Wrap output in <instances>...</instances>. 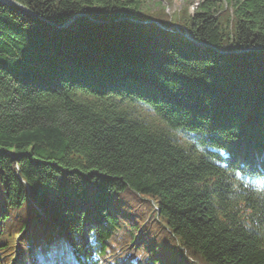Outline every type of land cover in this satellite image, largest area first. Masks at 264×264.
Instances as JSON below:
<instances>
[{
    "label": "trees",
    "instance_id": "16d2710c",
    "mask_svg": "<svg viewBox=\"0 0 264 264\" xmlns=\"http://www.w3.org/2000/svg\"><path fill=\"white\" fill-rule=\"evenodd\" d=\"M13 1L0 264H264V0Z\"/></svg>",
    "mask_w": 264,
    "mask_h": 264
},
{
    "label": "rangeland",
    "instance_id": "374dc122",
    "mask_svg": "<svg viewBox=\"0 0 264 264\" xmlns=\"http://www.w3.org/2000/svg\"><path fill=\"white\" fill-rule=\"evenodd\" d=\"M197 1L198 0H145V5H146L145 10L147 9L149 10L144 12L145 13L144 16L154 14L157 11L161 10V8H163L164 14L168 17L167 19L171 20L170 17L173 15V13L179 12L184 7H187L189 12H192L193 9L195 8V5L197 4ZM157 3H160V5L158 6ZM145 21H151V20H145ZM166 29H172V30L175 29V31L177 30L176 31L177 33H180L178 31H181L183 33V36L185 37L188 35V32L185 29H183L180 25L169 24L168 28ZM172 30H168V31H172Z\"/></svg>",
    "mask_w": 264,
    "mask_h": 264
},
{
    "label": "water",
    "instance_id": "95a60500",
    "mask_svg": "<svg viewBox=\"0 0 264 264\" xmlns=\"http://www.w3.org/2000/svg\"><path fill=\"white\" fill-rule=\"evenodd\" d=\"M1 1H3V2H5L6 4H9V5H15V6H17L18 8H20L22 11L27 12V13H29V14H33L30 10H28L27 8L23 7L22 5L18 4L17 2H15V1H13V0H1ZM140 22H141V23H149V22H154V21H140ZM155 23H156L160 28H162V29H166V28L162 27L159 23H157V22H155ZM68 24H69V21L66 22V23H64V24L62 25V27H66ZM173 26H175V25H173ZM166 30H172V29H166ZM176 31H177V30H176ZM178 32H180V31H178ZM186 37L188 38L189 41H191V42H193V43H195V44H197V45H202V43H200V42L194 40V39L191 38L189 35H187Z\"/></svg>",
    "mask_w": 264,
    "mask_h": 264
}]
</instances>
